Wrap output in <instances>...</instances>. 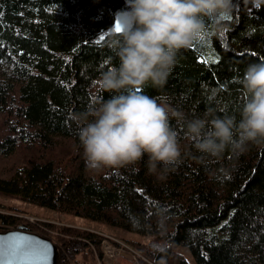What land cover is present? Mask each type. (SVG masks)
<instances>
[{"label": "trees", "instance_id": "16d2710c", "mask_svg": "<svg viewBox=\"0 0 264 264\" xmlns=\"http://www.w3.org/2000/svg\"><path fill=\"white\" fill-rule=\"evenodd\" d=\"M120 13L125 0H0V195L136 235L122 240L138 264H189L181 250L196 264H264V146L198 163L183 155L199 154L172 120L183 156L174 170L150 172L147 156L86 167L74 117L112 95L95 82L119 66ZM222 22L223 31H205L178 53L162 88L148 84L143 94L189 118L211 110L239 121L244 70L264 63V6L234 0ZM40 223L0 213V233L52 229L53 237L34 234L53 243L56 264H96L108 240Z\"/></svg>", "mask_w": 264, "mask_h": 264}, {"label": "clouds", "instance_id": "9594fccd", "mask_svg": "<svg viewBox=\"0 0 264 264\" xmlns=\"http://www.w3.org/2000/svg\"><path fill=\"white\" fill-rule=\"evenodd\" d=\"M250 2L256 8L264 6V0ZM125 6L127 22L115 46L119 66L95 82L100 93L112 95L74 117L83 124L79 140L86 167L97 172L119 169L147 156L150 172L174 170L183 156L172 120L183 126L185 139L199 154L183 155L198 163L220 162L226 152L239 157L250 146H264V63L249 64L244 70L246 99L239 121L211 110L189 118L143 94L148 84L158 89L166 84L182 49L205 31L224 30L222 18L232 13L234 0H125ZM221 172L228 174L227 169Z\"/></svg>", "mask_w": 264, "mask_h": 264}, {"label": "rangeland", "instance_id": "374dc122", "mask_svg": "<svg viewBox=\"0 0 264 264\" xmlns=\"http://www.w3.org/2000/svg\"><path fill=\"white\" fill-rule=\"evenodd\" d=\"M62 150L64 151V149ZM66 154L67 152L64 153V155ZM0 213L9 215V216L10 215L16 216L19 218L20 217L25 218L29 224L40 226V227L42 226L41 225L42 223L40 222H46L48 224L55 225V226H58V225L70 226V227H75L80 230H86V231H91V232L100 231L104 236L111 235L113 239L121 243H124L122 238L132 239V240L138 239L136 235L119 230V229L111 228V227H108V226H105V225H102L96 222L79 219L71 215L57 214L56 212H53L47 208H43L39 206H32L26 203H22L19 200L8 198V197L1 196V195H0ZM20 226H25V225H20ZM35 228H36V231L32 232L33 234L35 232L36 233L41 232L43 234H49L52 237L55 235L54 231L50 228L44 232L42 231L41 228H38V227H35ZM16 229L11 228L9 229V231L16 230ZM5 231H8V230L5 229ZM181 251L184 254L189 264H196L192 256L189 254V252L185 250H181Z\"/></svg>", "mask_w": 264, "mask_h": 264}, {"label": "water", "instance_id": "95a60500", "mask_svg": "<svg viewBox=\"0 0 264 264\" xmlns=\"http://www.w3.org/2000/svg\"><path fill=\"white\" fill-rule=\"evenodd\" d=\"M127 22V13H120L114 30ZM117 32V31H116ZM57 251L53 243L30 233L25 226L0 233V264H56Z\"/></svg>", "mask_w": 264, "mask_h": 264}, {"label": "built area", "instance_id": "2783aa9c", "mask_svg": "<svg viewBox=\"0 0 264 264\" xmlns=\"http://www.w3.org/2000/svg\"><path fill=\"white\" fill-rule=\"evenodd\" d=\"M104 237L108 240L102 242L101 257L96 259V264H114L116 261L122 259V251L127 253V259L131 261V263L138 264L137 259L140 258V256L125 243L117 242L115 239L108 236Z\"/></svg>", "mask_w": 264, "mask_h": 264}, {"label": "crops", "instance_id": "0c3cea01", "mask_svg": "<svg viewBox=\"0 0 264 264\" xmlns=\"http://www.w3.org/2000/svg\"><path fill=\"white\" fill-rule=\"evenodd\" d=\"M96 232H100V231H96ZM107 236L113 238L111 235H107ZM121 254H122V259L116 261L114 264H136V263H131V261L127 259V253L122 251Z\"/></svg>", "mask_w": 264, "mask_h": 264}, {"label": "snow or ice", "instance_id": "6c2138e0", "mask_svg": "<svg viewBox=\"0 0 264 264\" xmlns=\"http://www.w3.org/2000/svg\"><path fill=\"white\" fill-rule=\"evenodd\" d=\"M116 31L119 33L121 31V28L119 26H117Z\"/></svg>", "mask_w": 264, "mask_h": 264}]
</instances>
